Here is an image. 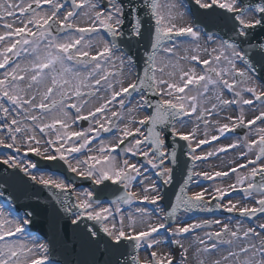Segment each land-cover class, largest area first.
Masks as SVG:
<instances>
[{"label": "snow or ice", "instance_id": "obj_1", "mask_svg": "<svg viewBox=\"0 0 264 264\" xmlns=\"http://www.w3.org/2000/svg\"><path fill=\"white\" fill-rule=\"evenodd\" d=\"M256 30L264 0H0V198L46 189L79 264H264ZM26 208L0 206V264H49ZM216 212L231 215H193Z\"/></svg>", "mask_w": 264, "mask_h": 264}, {"label": "water", "instance_id": "obj_2", "mask_svg": "<svg viewBox=\"0 0 264 264\" xmlns=\"http://www.w3.org/2000/svg\"><path fill=\"white\" fill-rule=\"evenodd\" d=\"M222 27V26H221ZM217 31H220V27H217ZM225 31L227 29H224ZM256 36L259 39H262L264 36L260 35V32L256 33ZM255 42V41H254ZM52 169H56L55 166ZM0 171H4L5 169L0 167ZM65 172V171H64ZM73 178V176L69 175ZM74 179V182H76V179ZM85 184L88 186L94 187L92 184L90 185L89 182L85 181ZM6 192L9 194L11 193V196L15 198V200H18L20 203H22V207L25 210H30L26 208V206H31V209H34V216H33V227H36L37 229L41 230L45 237L48 239L51 245V249L53 251V254L55 257H60L68 264H79L78 259H70L68 260L66 255L72 254V247H75L77 253L79 251V245L78 244H72L73 237L75 235L74 229L75 225L71 224L70 221L63 215L62 211H60V216L63 217L59 220V235L57 236L52 232V230L49 227V219L51 215V203L52 198L50 194L45 191H40L38 195H33L32 193L29 194L26 191L23 190V188H20L18 190H15L14 188H9L6 190ZM4 206V205H3ZM57 209H59L58 205L56 206ZM91 221L83 220L81 221L80 228L84 229L86 226H92ZM39 227H37V226ZM97 227V226H96ZM98 229V227H97ZM65 242H67L68 247L65 246ZM130 249V248H129Z\"/></svg>", "mask_w": 264, "mask_h": 264}, {"label": "rangeland", "instance_id": "obj_3", "mask_svg": "<svg viewBox=\"0 0 264 264\" xmlns=\"http://www.w3.org/2000/svg\"><path fill=\"white\" fill-rule=\"evenodd\" d=\"M229 141H226V142H224V143H228ZM222 156H224V154H221V158H223ZM228 157H230V156H228ZM230 159H232V157H230ZM228 160V159H227ZM212 164H214V163H210V164H205V165H203V167H205V168H212V169H214L215 167H216V165H212ZM210 182H205V184H209ZM196 190H198V189H196ZM32 237H30V239H31ZM36 239V238H35ZM39 243H42L41 241H39L38 239H36Z\"/></svg>", "mask_w": 264, "mask_h": 264}, {"label": "bare ground", "instance_id": "obj_4", "mask_svg": "<svg viewBox=\"0 0 264 264\" xmlns=\"http://www.w3.org/2000/svg\"><path fill=\"white\" fill-rule=\"evenodd\" d=\"M227 158H228V157L226 156V157H223L222 159H223V160H226ZM4 207H5V206H4ZM5 208H7V206H6Z\"/></svg>", "mask_w": 264, "mask_h": 264}]
</instances>
